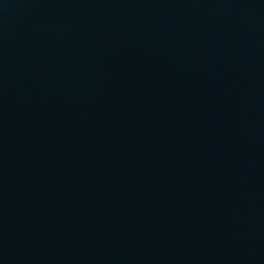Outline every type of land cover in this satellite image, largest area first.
Segmentation results:
<instances>
[{
    "label": "water",
    "instance_id": "95a60500",
    "mask_svg": "<svg viewBox=\"0 0 264 264\" xmlns=\"http://www.w3.org/2000/svg\"><path fill=\"white\" fill-rule=\"evenodd\" d=\"M0 264H264V0H0Z\"/></svg>",
    "mask_w": 264,
    "mask_h": 264
}]
</instances>
